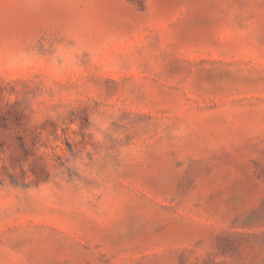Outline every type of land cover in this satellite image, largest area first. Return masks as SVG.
Here are the masks:
<instances>
[{
	"label": "rangeland",
	"instance_id": "obj_1",
	"mask_svg": "<svg viewBox=\"0 0 264 264\" xmlns=\"http://www.w3.org/2000/svg\"><path fill=\"white\" fill-rule=\"evenodd\" d=\"M0 264H264V0H0Z\"/></svg>",
	"mask_w": 264,
	"mask_h": 264
}]
</instances>
